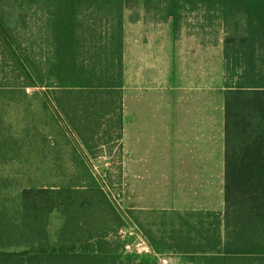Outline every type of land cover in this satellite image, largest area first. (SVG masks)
Masks as SVG:
<instances>
[{"label":"trees","instance_id":"16d2710c","mask_svg":"<svg viewBox=\"0 0 264 264\" xmlns=\"http://www.w3.org/2000/svg\"><path fill=\"white\" fill-rule=\"evenodd\" d=\"M125 2L0 0V264H162L170 244L141 226L134 228L152 251H127L129 240L120 236L126 216L109 185L15 184L2 173L38 149L39 140L49 146L36 124L15 132L8 121L12 102L32 99L28 88L43 89L37 97L58 113L59 98L119 83ZM198 4L215 11L233 35L224 39L226 206L179 215L185 227L170 235L168 249L186 253L191 264H264V0H170L168 11L179 20L184 7ZM17 36H25L27 48ZM91 173L82 168L85 179ZM91 188L105 197L116 224L107 242L94 245L75 240V208ZM55 212L61 223L53 236Z\"/></svg>","mask_w":264,"mask_h":264},{"label":"crops","instance_id":"0c3cea01","mask_svg":"<svg viewBox=\"0 0 264 264\" xmlns=\"http://www.w3.org/2000/svg\"><path fill=\"white\" fill-rule=\"evenodd\" d=\"M169 3L126 0L119 83L57 102L79 156L72 167L92 172L76 183L127 189L126 249L148 244L140 230L129 234L134 226L171 245L170 235L185 227L179 215L226 206L224 37L209 36V17L227 29L202 4L184 7L176 20ZM75 210V240L107 242L116 224L105 197L87 189ZM167 249L160 257L169 264H191Z\"/></svg>","mask_w":264,"mask_h":264},{"label":"rangeland","instance_id":"374dc122","mask_svg":"<svg viewBox=\"0 0 264 264\" xmlns=\"http://www.w3.org/2000/svg\"><path fill=\"white\" fill-rule=\"evenodd\" d=\"M129 1L133 2L137 0ZM209 23V36H213L214 38L218 37L219 40L222 37L225 39V36H233L230 31L226 30L227 32H223V26L215 16L209 17ZM17 38L21 43L23 41L25 44V36H17ZM24 46L27 48L26 44ZM44 47L45 51L49 50L47 44H44ZM38 48L37 46L35 50L38 51ZM40 91H43V89L30 87L26 92L32 99L12 102L7 108V112L10 115L8 121L14 124L15 132H20V126L18 125L27 124L31 126V124H36L38 131L42 132L41 135L44 134L46 136L49 146L44 145V148L39 140L41 146L38 149L36 148L37 150L32 148V153L30 152L29 155L24 156L21 159L23 161L18 160V162H12L10 166L4 167L2 173L8 176L7 178H10L15 184L17 182L39 185L78 184L76 181H78L79 176H82V169L72 167L76 164L74 148L69 137L72 136L70 132L72 129H68L63 122V118L57 112L55 113V107L53 105L46 106L42 104V101L36 95ZM32 131L35 132L36 130L33 129ZM19 161L24 163H20ZM98 171L104 175L105 170L100 169ZM109 187L110 195L118 206L128 204V201H126L127 189L124 186L109 185ZM51 219V232L52 235H56L55 230L61 223L60 216L58 218L55 212L52 214Z\"/></svg>","mask_w":264,"mask_h":264},{"label":"built area","instance_id":"2783aa9c","mask_svg":"<svg viewBox=\"0 0 264 264\" xmlns=\"http://www.w3.org/2000/svg\"><path fill=\"white\" fill-rule=\"evenodd\" d=\"M129 234H131V235L132 234H136L135 228L134 229L132 228L129 231ZM127 249L130 250L131 252H137L139 254L150 253L152 251L150 246L145 241L141 242V244L135 245V247H134V245L128 244L127 245ZM161 263L162 264H169L168 258L167 257H162L161 258Z\"/></svg>","mask_w":264,"mask_h":264}]
</instances>
